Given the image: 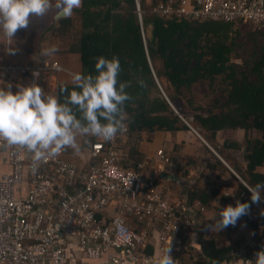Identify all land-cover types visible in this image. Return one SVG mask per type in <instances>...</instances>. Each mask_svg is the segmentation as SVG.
<instances>
[{
    "label": "built area",
    "instance_id": "2783aa9c",
    "mask_svg": "<svg viewBox=\"0 0 264 264\" xmlns=\"http://www.w3.org/2000/svg\"><path fill=\"white\" fill-rule=\"evenodd\" d=\"M135 4L139 16V0ZM151 12L264 29V0H164ZM34 72L51 80L52 92L61 84V74L72 77L61 65L34 55L26 65H0V81L22 75L31 83L37 79ZM127 136L126 127L110 141L93 137L84 147L81 139L79 147L88 155L85 164L78 165L70 155L72 148H67L39 162L35 173L32 153L0 143L9 169L0 175V264H158L169 246L175 264L197 261L193 213L205 206L173 197L169 186L178 188L183 176L174 177L172 156L163 149L140 162L137 170L125 167ZM222 194L229 197L230 192ZM243 196H235L231 205ZM255 244L247 239L223 264H254Z\"/></svg>",
    "mask_w": 264,
    "mask_h": 264
},
{
    "label": "trees",
    "instance_id": "16d2710c",
    "mask_svg": "<svg viewBox=\"0 0 264 264\" xmlns=\"http://www.w3.org/2000/svg\"><path fill=\"white\" fill-rule=\"evenodd\" d=\"M161 1L164 0H139L142 29L135 0H83L82 7L74 9L70 18L57 20L51 29L54 35L66 37L74 19L79 20V73L96 75L97 57L119 58L122 69L119 81H131L127 91L133 97L125 106L128 129L125 167L137 170L141 162L137 146L142 134L150 137L155 131L189 130L160 96L147 51L154 74L159 84L162 79L166 82L164 93L178 114L187 118L176 106L180 102L191 113V126L231 162L247 185L264 182V29L225 19L161 17L151 12ZM148 26L151 31L145 51L142 34ZM141 80L146 82V88L140 86ZM64 86L69 90L74 87L72 83L58 87L61 102L60 90ZM237 131L242 132V139L234 140L228 135ZM93 139L82 137L83 146L87 147ZM212 156L215 163L209 164V170L231 174L220 159ZM237 182V193L244 192L240 202L254 206L251 193L241 181ZM220 188L208 182L202 188L195 186L190 188L186 201L199 200L205 206L200 215L206 219ZM261 197L264 204V191ZM261 201L257 205L264 209ZM240 219L253 234L255 255L264 248V216L259 214L255 218L249 214ZM207 225V221L201 226L196 224L193 242L198 252L197 261L192 264L229 261L236 247L223 245L222 237L207 232Z\"/></svg>",
    "mask_w": 264,
    "mask_h": 264
},
{
    "label": "clouds",
    "instance_id": "9594fccd",
    "mask_svg": "<svg viewBox=\"0 0 264 264\" xmlns=\"http://www.w3.org/2000/svg\"><path fill=\"white\" fill-rule=\"evenodd\" d=\"M82 4L83 0H0V30L11 41L18 30L27 29L33 19H43L53 9L57 20L70 18L74 9L81 8ZM58 51L53 45L41 49L40 54L50 57ZM96 61V75L72 74L73 89L64 86L60 90L63 102L59 96L46 93L35 81L26 86L18 85L15 93L11 84L6 86L7 90L0 87V143L26 148L32 153L34 173L39 162L50 155L67 148L79 153L78 136L110 141L126 131L125 106L133 99L127 91L131 81H119L122 69L118 57L100 56ZM33 75L39 78V72ZM139 84L147 87L143 80ZM245 188L251 193V202L259 204L264 182L255 186L246 184ZM250 208V203L239 200L235 207L229 204L221 208L219 219L208 225L209 230L219 232L235 226L241 217L250 214ZM260 214L264 216V210ZM171 250V246L164 248L158 264H175ZM255 257L254 264H264V248L256 252ZM248 264H253V260H248Z\"/></svg>",
    "mask_w": 264,
    "mask_h": 264
},
{
    "label": "crops",
    "instance_id": "0c3cea01",
    "mask_svg": "<svg viewBox=\"0 0 264 264\" xmlns=\"http://www.w3.org/2000/svg\"><path fill=\"white\" fill-rule=\"evenodd\" d=\"M55 15V9H53L49 14L44 17L43 21H48V25L45 26V29H39L32 26V21L27 29L18 30L15 34L13 40L9 41L6 36H4L2 30H0V65H9V66H19L26 65L34 55L39 58L47 59L51 63H56L61 65L63 68L68 70L69 72L76 73L80 72V54L77 51V45L71 46L66 44L62 37L54 35L52 33L51 27L56 25L57 19L53 20V16ZM33 29V30H31ZM48 29H51V33L49 36H44L48 33ZM49 32V33H50ZM28 36L31 38L29 39ZM38 40H37V39ZM31 45L33 48L31 51H27L25 44ZM53 45L59 48V51L50 57H42L41 49L50 48ZM8 49H13L14 51H8ZM67 74H61L66 77ZM68 78L64 80V82L72 81L71 76H67ZM62 81V80H61ZM29 80L24 76L20 75L12 78L10 81H0V87H5L7 90V85H12V91L15 93L18 88V85H28ZM46 93L52 94L49 90V84H51V80H46L43 77L35 80ZM62 83V82H61ZM65 84V83H64ZM62 85V84H60ZM53 95V94H52ZM189 130H181L176 132H164V131H155L152 133L150 137H147L145 134L141 135V139L138 142V152L141 157V162H147L149 159H152L155 156V152L158 149H163L166 152H169L172 156V160L175 164V168L177 169L175 178L180 179L179 175L183 176V180L180 182L178 188L170 184L169 189L172 193L173 197L176 199H183L186 197L190 188L199 187L202 188L204 183L214 184L221 187L220 192L216 194L215 201L213 202V208L208 212L206 219H202L200 212H194L193 216L197 221L198 226H201L203 221H207L208 225L214 224L216 219H219L218 212L221 208L226 207L231 202H234L233 198L239 197V193H237V188L239 187L237 180L240 181L239 174L234 170L231 166V162L225 160L211 144L208 142L191 126L188 127ZM240 131L231 132L228 134L232 139L238 140L242 139ZM82 139L81 136L77 137V143ZM218 141L221 142V137H218ZM223 143V142H221ZM72 150V151H71ZM70 155L72 159L79 165L85 164L88 161L87 152L79 147V153L71 149ZM125 150L127 152V146H125ZM128 154V153H127ZM215 155L218 159H220L223 164L229 169L230 173L222 174L220 171H211L209 170V164L215 163L214 157ZM245 168V164L243 165ZM196 169L195 172L193 170ZM9 171L7 166V151L6 148L0 147V175L3 173H7ZM191 171L193 173L192 176L188 175L187 172ZM178 175V176H177ZM238 178V179H237ZM242 179V178H241ZM226 181V182H223ZM226 185L227 187H225ZM224 186V188H223ZM228 190L230 192L229 197L223 196V191ZM262 202V201H261ZM263 204V202H262ZM236 205V204H235ZM264 205V204H263ZM233 207H235L232 204ZM261 210H264L262 207L257 205L250 208V215L256 212L261 213ZM217 214V215H216ZM216 216V217H215ZM215 217V219H213ZM207 225V232H210L214 237H225V235L229 234V230H222L220 232H215L209 230ZM245 228H240L241 230L236 229L234 235L236 239L231 242H237L239 239L246 238L250 239L253 235L249 228L243 224ZM240 231L242 234H240ZM209 234V233H208ZM226 241V240H225ZM230 242V241H229ZM226 243V247L231 246L230 243ZM81 264V263H77ZM82 264H86L85 262Z\"/></svg>",
    "mask_w": 264,
    "mask_h": 264
},
{
    "label": "rangeland",
    "instance_id": "374dc122",
    "mask_svg": "<svg viewBox=\"0 0 264 264\" xmlns=\"http://www.w3.org/2000/svg\"><path fill=\"white\" fill-rule=\"evenodd\" d=\"M54 17H55V15L53 16V20H54ZM48 21H43V20H41V19H36L35 21L33 20L32 21V26L33 27H37V28H39V29H45V26H47L48 25ZM79 29H80V26H79V20H77L76 18L74 19V22H73V28H72V30L70 31V33H69V35L68 36H66V37H62V39H64V41H66L65 43L67 44L68 43V45H70V47L71 46H76L77 45V43H78V38H79ZM31 30H33V29H31ZM51 31V29H48V33L46 34V35H44V36H49L50 34H52L53 33V30H52V33L50 32ZM150 31H151V27L150 26H148L147 28H146V30L143 32V35H144V39H145V41L146 40H148L149 38H150ZM50 32V33H49ZM27 37L30 39L31 37L30 36H28L27 35ZM37 39V38H36ZM38 40V39H37ZM23 47H25L26 49H27V51H31L32 50V46L31 45H29L28 44V41H27V44H25ZM77 47H78V45H77ZM66 77H64V76H62L59 80H60V83L61 84H64V83H66V82H64V80L65 79H67L68 77L67 76H70V75H65ZM70 78H72V77H70ZM62 80V81H61ZM67 83H72V81H70V82H67ZM48 85H49V90L51 91V93L52 94H54V92H58V89H56V90H54V92H52V89H51V85L49 84V83H47ZM160 85V87H161V89H162V91L164 92V89L166 88V82L164 81V79H162V82L159 84ZM60 86V85H59ZM159 94H160V96H162L161 95V93H160V91H159ZM165 94V93H164ZM166 95V94H165ZM163 97V96H162ZM178 105V106H177ZM173 106V105H172ZM176 106L177 107H180V109H181V112L182 113H184L185 115H187L186 117V119L185 118H183L181 115V117L186 121V122H188L189 124H190V126H191V121H192V117H191V113L187 110V109H185V108H183L182 106H181V103L180 102H177V104H176ZM174 107V106H173ZM175 109V108H174ZM176 110V109H175ZM174 112V111H173ZM177 112V111H176ZM178 113V112H177ZM191 119V120H190ZM241 136H243V134L241 133ZM221 140H223L222 138H221ZM221 142H223V141H221ZM223 182H226V181H223ZM228 191V190H227ZM260 213H258V212H256L255 214H253L252 215V213H251V216L252 217H258V215H259ZM243 220L242 219H239L238 220V222H237V224L235 225V226H228L226 229H223V230H229V234L227 235H225V237H222V242H223V245L225 244V246H226V243H228L229 241V243L233 246V247H237L239 244H241V243H246L247 242V239L246 238H243L242 237V239H239L237 242H231V240L233 241L234 239H236V237H235V235H234V233H235V231H236V229H238L239 228V230H241L242 228H245V226H243ZM241 228V229H240ZM247 228H249L248 226H247ZM222 231V230H221ZM220 232V231H219ZM240 234H242L240 231H238ZM259 233L261 234V230H259ZM250 239H253L252 238V236L250 237ZM224 240V241H223ZM226 240V241H225Z\"/></svg>",
    "mask_w": 264,
    "mask_h": 264
},
{
    "label": "water",
    "instance_id": "95a60500",
    "mask_svg": "<svg viewBox=\"0 0 264 264\" xmlns=\"http://www.w3.org/2000/svg\"><path fill=\"white\" fill-rule=\"evenodd\" d=\"M137 5H138V3H137ZM55 19H56V18H55ZM138 21H139V24L141 25V29H142L141 15L138 16ZM142 36H143V42H144V47H145V51H146V42H145V39H144V35H143V34H142ZM146 58H147V61H148V64H149V67H150V70H151L152 76H153V78H154V80H155V83H156V85H157V88L159 89V91H160L161 95L163 96V98H164V99L167 101V103L170 105V107H171V109L174 111V113L177 114L176 110L174 109V107L172 106V104L169 102L168 98L166 97V95L164 94V92L162 91V89H161V87H160V85H159V82H158V80H157V78H156V76H155V74H154V71H153V69H152V67H151V62H150V59H149V57H148V53H147V51H146ZM179 116H180V115H179ZM179 118L181 119L182 117L180 116ZM182 119H183V118H182ZM182 119H181V120H182ZM182 121H183V120H182ZM183 122H184V121H183ZM240 181H241L243 184L246 185V183L244 182L243 179L240 178Z\"/></svg>",
    "mask_w": 264,
    "mask_h": 264
}]
</instances>
